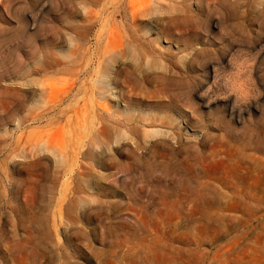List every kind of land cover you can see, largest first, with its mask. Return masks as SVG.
I'll return each mask as SVG.
<instances>
[{"label":"rangeland","instance_id":"1","mask_svg":"<svg viewBox=\"0 0 264 264\" xmlns=\"http://www.w3.org/2000/svg\"><path fill=\"white\" fill-rule=\"evenodd\" d=\"M190 3L192 17L176 21L172 38L156 46L179 58L192 51L178 46L207 50L195 75L203 83L205 61L223 60L217 83L210 80L198 98L181 95L177 105L168 104L171 94L163 103L141 97L129 110L105 103L115 116L141 115L143 122L116 125L109 148L79 110L91 95V77L79 79L49 120L33 123L45 99H57L72 84L73 68L33 74L30 64L24 76L18 58L8 61L10 71L0 77V264H264V43L258 45L264 18L255 9L236 20L219 0ZM42 7L36 29H25L27 14ZM118 7V0H0V30L8 39L26 31L40 64L49 53L61 60L75 52L73 62L82 65L119 40ZM240 24L245 46L224 61L221 40L225 32L237 35ZM58 34L66 36L62 47ZM98 67L96 59V79ZM120 67H113L112 92L129 76ZM240 91L247 102L227 100ZM74 110L82 111L79 123ZM23 134L28 148L39 143L35 156L24 153Z\"/></svg>","mask_w":264,"mask_h":264},{"label":"bare ground","instance_id":"2","mask_svg":"<svg viewBox=\"0 0 264 264\" xmlns=\"http://www.w3.org/2000/svg\"><path fill=\"white\" fill-rule=\"evenodd\" d=\"M190 2L191 0H129L126 4L127 6L126 9L123 8L124 0H118L119 7L117 9V13H116L117 15L115 16V18L116 19L118 18L116 22L117 24L116 27H119L118 29L119 40L112 46H108L107 48L104 47V51L101 57L99 56L98 58V56H94V57L91 56L90 58L87 59V61L85 60L82 65L81 64L78 65L77 62H73L74 60H72V57L74 56L75 52L72 56L66 57L65 59L61 57V60L57 58V56L54 53H49L47 57L44 59L43 64H40V60L37 57L39 56L38 50L34 48L35 46L34 44L30 45L31 39H28V34L26 33V31L20 32L18 34L17 39L16 38L8 39L7 36L3 34L1 29L0 31L2 32V34L0 33V71H1L0 77L3 79L2 73L6 71L8 72L10 71L11 66L7 64L9 63L8 61L17 58L19 60L16 66L19 67L20 69L19 72H22L21 74H24V76L27 75L26 73H28L29 71L30 64L33 65L32 66V68L34 69L32 71L33 74L34 73L38 74L37 72H41V71L45 72L48 70L47 68L50 67H57L60 65H64L69 70L71 69L70 67L72 66L73 68L72 70L74 71L72 84L71 83L69 84V82H67L65 86L67 88L62 91V93L57 99H51V98L50 100H47L48 98L45 99L44 106L33 114L32 116L33 123H39L40 121H43L45 119L49 120L50 114L52 112H55V110L57 109L58 106L57 104L66 102L67 100H70L73 97L72 96L73 93L77 91L76 89L78 87L79 79L83 76L91 77V80H89L91 87H88L87 89V91H89L91 95L87 96V99L83 103L84 104L83 108L80 106L81 108L79 107L80 108L79 110L84 109L83 113L85 112L86 115L88 114L87 119H90L91 120L90 125L91 124L93 125V126H89V125L88 126L91 129H94L96 133L100 134V137H102L101 138L102 147L104 149L109 148V146L112 143V137L110 133H112L113 130L117 128L116 125L126 126L133 123L138 126L141 125L143 122L141 121L142 120L141 115L135 114V115H130L126 118L115 116L112 110L108 108L107 104L105 103L109 101H113V102L115 101L120 103L122 102V104H124V106L129 110L133 107H137L140 104V101L144 99V98L142 99L141 97L145 96V98L146 97L151 98L153 101H156L158 103H163L167 101V98L165 96L167 94L168 95L171 94V96H167L169 98V101H167L168 104L177 105L178 103L183 102V100H181L182 98L181 95L190 94L192 95L193 99L198 98L202 93L204 87H206V85L210 83V80H212L213 83L212 86H214L217 83V78L219 76L218 74L219 67L223 64V60L218 61L211 58L212 60L207 59L205 63L203 62L206 65L205 66L203 64L202 66V74L206 76V78H203L204 81L203 83L200 82V80L202 79H199L195 75V73L197 72L195 66L196 64H198L200 53L203 51L207 52V50L203 49L202 51L200 50L201 52H198L197 49L193 48V46L189 44H186L184 46L183 45L178 46L176 47L178 52H181L184 49L187 51H192L191 54L187 53L188 55L179 58L177 55H174V53L173 54L167 53V51L165 53L162 51V49L160 50L156 46L157 41L159 40L166 41L168 40V37L172 38L171 30L174 27H177L176 23L185 22L188 20V18L192 17L190 16V14H193V12L190 10V4H191ZM219 2H220V7H224V9L226 7L231 10V13L236 20L239 19L241 13L248 14V11L255 9L259 10L258 14H261L262 17L264 18V0H219ZM42 11H43V7L40 8L39 10L36 11L34 10L27 14L28 19L23 24L25 29L27 28L31 30L36 29L37 18L40 15H42L43 13ZM10 13L12 14V12ZM175 13L178 14L175 16L174 15ZM173 15L175 17L179 15L178 17L181 18L180 19L178 18L177 20L175 17H173ZM128 16H129V21L128 19L126 20ZM95 19L99 20L98 18ZM143 23H146L145 24L146 26H143ZM241 24H240V28H238L237 30V35L240 36V39L236 37L237 36L236 34L225 32V36L221 40L220 44L222 46L221 48H223L224 50L223 51L224 61L225 60L230 61L233 52L236 51V49L241 50L245 46L244 33H246V29H242L243 25ZM212 25L214 28L220 27V24L213 19H212ZM106 27L107 24L105 23V25L102 26V29ZM151 33L157 36V40L151 39V35H150ZM57 36H58V44L60 47H62L61 44L63 43L65 44L66 36L64 37L63 34L61 35L58 34ZM101 37L104 38L103 36ZM171 40L172 39H170L169 42H171ZM262 43H264V34L262 41H260L258 45H261ZM29 47L30 50H27V48ZM217 48L218 47H215L214 50H216ZM76 50H78V48ZM41 57L43 58V56ZM62 59L65 60V62L62 61ZM96 59L97 62L99 63L98 68H101L100 72L98 73L99 77L97 76V79L94 78L95 72L93 71V65H95ZM178 62L181 63L183 69L177 67ZM15 63L11 62V65ZM118 65L119 66L121 65V67L123 66V69L121 67L120 69L123 70V73L128 72L129 76L122 82L121 89L114 87L112 89H115L116 92H112L111 90H109L110 86L116 85V82L118 81L117 80L118 77L116 78L117 74L113 72L114 71L113 67L115 66L116 68ZM255 69H256L255 66L251 67V73H249L251 77L254 74ZM16 70H18V68ZM149 86L154 87V91L153 92L151 91V93L148 91ZM207 88H209V86ZM241 92H243V94ZM245 93L248 94L247 92ZM43 94L47 95V91L44 90ZM84 94L82 96H84ZM98 94H99V98H98L99 101H96L94 95L97 97ZM246 94H244V91L236 92L234 97H232L233 94H230L229 99L227 100H229L230 102L232 98H234L235 99L234 101L238 103L247 102L249 100L248 99L249 97ZM76 100H78V98ZM186 101L188 102L189 100H185V102ZM190 101L191 104H193L192 103L193 101L192 100ZM79 102L80 101H78V103ZM74 112H75V116L77 117L76 122L79 123L82 120L80 119L79 121L78 116L79 115L81 116L82 111L79 112L78 110H74ZM231 113L234 114V111L232 110ZM83 115L86 118L85 114ZM83 115L80 118L83 119L84 118ZM87 119L86 122L88 121ZM113 119H115L116 121H113ZM81 124L84 125L85 122H81ZM86 125L87 124H85L84 128L86 127ZM80 127L79 129L82 130V127L81 128ZM20 138L22 142H24L23 143L24 153L26 154L29 153L32 156H35L39 143H35L31 145V149H30L28 148L29 146H27L28 144L26 142L27 139L26 134L21 135ZM118 138L119 136H116L115 138L116 142H118ZM47 147L53 148V150L55 148L56 150L59 151L61 149L59 147L49 144H47ZM78 154L82 155L83 154L82 150H79Z\"/></svg>","mask_w":264,"mask_h":264}]
</instances>
